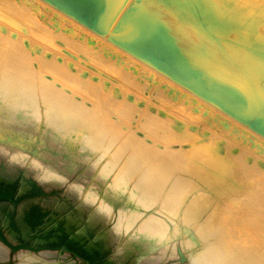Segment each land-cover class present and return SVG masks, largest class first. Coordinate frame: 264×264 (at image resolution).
Returning a JSON list of instances; mask_svg holds the SVG:
<instances>
[{"label":"bare ground","instance_id":"6f19581e","mask_svg":"<svg viewBox=\"0 0 264 264\" xmlns=\"http://www.w3.org/2000/svg\"><path fill=\"white\" fill-rule=\"evenodd\" d=\"M37 1L0 0V156L34 165L42 180L61 172L55 164L30 157L27 143L55 155L74 153L89 163L101 186L88 187L87 196L98 211L111 216L122 200L113 230L122 236L131 229L134 237L149 240L145 249L143 240L130 239L145 254L163 255L177 237L189 264H264V0H60L63 10L105 27L108 39L91 34L74 17L75 25L58 17L60 8ZM108 16L119 19L117 26L105 24ZM181 17L194 25H176ZM171 28L179 29L182 39L169 34ZM111 34L120 36L125 49L113 46ZM85 40L91 45L87 49L81 47ZM62 44L74 54H59ZM131 45L147 61L134 56ZM80 51L91 57L89 63H83ZM149 55L159 56L162 70L183 83L166 71L154 74L159 69L148 63ZM86 65L97 78L83 69ZM46 69L76 92L95 98L94 105L88 107L83 97L54 80L48 83ZM214 102L252 117L255 128L235 125ZM130 111L144 115L147 127L168 146L126 133L120 126L133 121ZM194 133L208 137L207 146L195 144L182 153L185 146L176 142H191ZM122 159L130 163L126 168L132 180L117 173ZM110 192L113 201L106 198ZM1 196L15 201L8 193ZM26 211L38 216L41 208L26 201L18 210L24 237L30 231ZM200 220L208 223L198 232L193 224ZM9 238L16 233L11 231ZM40 256L28 255L27 260ZM52 261L44 264H60Z\"/></svg>","mask_w":264,"mask_h":264},{"label":"rangeland","instance_id":"374dc122","mask_svg":"<svg viewBox=\"0 0 264 264\" xmlns=\"http://www.w3.org/2000/svg\"><path fill=\"white\" fill-rule=\"evenodd\" d=\"M45 1L44 0H40V1L38 0L37 2L38 3L41 2L46 7L47 6H50V7L53 6V8L52 7L51 8L54 9V7H55L54 10L60 8L61 10H59V11L56 10L58 12L55 11L57 13V14L55 13V15H57L58 17H63V19H68L67 21H69V22L71 21V23H74L71 20V19H73L72 17H74L75 19H73V20L79 21L80 23L84 24L88 28V30L90 29V31H92V33L90 32L91 34L96 32L100 35L102 34L101 36H104L106 38L108 37L107 36V30L105 27H102V28L97 27L96 25H94L93 22H90V21L87 22V21L83 20L82 18H80V17H83V15H79L77 13L71 12L68 9L63 10L59 4L62 1H60V0H57V1L45 0ZM47 2H49V3H47ZM60 11H62L61 14L59 13ZM66 16H69V18ZM110 18H111V16H108L105 19L106 20L105 24H108V25H110V24L115 25L116 24V26H117V24H118L117 20H119V19L121 20L122 15L118 17L119 19H115L114 17H112L111 20L109 21ZM191 18L193 19V17L190 16V19ZM190 19L188 17L185 20L182 19V17L176 18V20H175L176 25H180V24L184 23L185 25L192 27V25H194V21H191ZM74 25H75V23H74ZM84 31H85V29H84ZM168 32H169V34L173 35L175 38L182 39L181 35L179 34V29L171 28V31H168ZM111 35H109V36H111ZM84 38L85 37H83V39ZM109 39L111 40V43L114 42V44L112 43L113 46L121 48V49H125V45H123V43L121 42L120 36H113L112 35ZM176 43L178 44L179 42L176 41ZM81 45H83V46H81V47H83V49H87L86 45H90V44H89V42H86V40H85L83 43H81ZM119 45H120V47H119ZM62 46H63V44L58 47V49H60V50H57V52L59 51V54L61 52V54H63V56H65V58H66V56H68V53H70L69 51H71V53L74 54V52L72 50H70V47L68 45H65L63 47ZM121 46L124 48H122ZM130 52H132V54L134 56L138 57L139 59H142V61H147L137 52L136 48L132 47V45L130 46ZM92 53L94 55V52H91V55H92ZM78 54L80 55V59L85 64L88 62V60L91 59V57L89 55H86V53H84V52L82 53V51L78 52ZM123 54H125V53H123ZM85 59L87 61H85ZM147 59H148V63L150 65L157 68V70L159 69V71H158L159 73L153 72L154 74L160 75V74L164 73V71H166L167 76L176 80L174 73H172L168 70H162L164 67H163V63L161 62V59L159 56L153 55V57H150V55H149V58L147 57ZM164 64H166V62ZM72 67H73V65L70 64V69H74ZM88 68H89L88 65H86V68L84 66L83 69H88ZM88 70L92 74V70H90V68ZM88 70H86V71L88 72ZM86 71L85 72L83 71L84 72V74L82 73L83 76H85L87 74ZM43 73L48 78V80H47L48 83H51V81L54 80L56 82V84H58V85L60 84L61 86L63 85L67 90L69 89L70 91L77 93V96H79L80 98L83 97V103L86 104L88 107L94 105L95 98L85 96L84 94H80V93L76 92L75 89L69 83L64 82L60 79H56L50 71H47V69ZM46 74H48V75H46ZM93 76H92V78H95V77L97 78V75L94 74ZM92 78L89 80V82L96 83L94 81V79L92 80ZM176 81L183 83L182 79H180V78H178ZM172 91H175V90L172 89ZM131 102H133V101L131 100ZM138 102H140V101H138ZM139 104L142 105V103H139ZM214 104L218 108L221 107V109H223V111L224 110L227 111L228 112L227 118L232 120V122L235 125L241 124L240 126H242L243 128L245 127L246 130H249V129L253 130L255 128V124L253 123V121L251 119L252 117L248 116L247 118H244L242 116H239L236 112L229 110L222 103L214 102ZM143 111H144L143 113H146L145 110H143ZM129 116L133 119V121L129 120V122H127L126 124H122V126H120L121 128H123V130L126 133L127 132L134 133L136 136H138V138H142L143 136H145V138L147 137V139L153 140L150 143L153 146H156L157 143L159 146H162V148L163 147L165 148V146L166 147L168 146L165 142H163L162 140H158L156 138L154 133H157V132H154L150 127H147L148 125L145 124L147 122L146 121L147 119L144 115H141V114L138 115L135 112L130 111ZM234 116L236 118H234ZM239 119H240V121H239ZM243 124H244V126H243ZM247 126H249V127H247ZM124 127L125 128L127 127V128L125 129ZM199 130H201V129L199 128ZM210 132H212V131H210ZM222 134H224V133H222ZM225 134L227 135V133H225ZM194 135H193V138H191L192 140L196 139L194 141L191 140V142H189L190 140L189 141L188 140H179L176 142V144H180L181 146L182 145L185 146L182 150V153L184 151H187L188 148H190V147L195 148V146H192L195 144L198 147H200V146L206 147L207 146V141H208L207 138L208 137L205 138V136H203V138L202 137L200 138V136H198L197 134L194 133ZM202 141L204 143H202ZM28 144H29V146H28ZM30 144L31 143L25 144L26 145L25 150L30 157L35 155L39 161L42 160L41 163L42 162L43 163L48 162L47 164H50V166H54V164H55V166H54L55 170H58L62 174L59 173L57 175V177L54 176V179L52 176V177H44V180H42L43 177H41L42 179H39L40 178L39 174L36 172V169L33 167L34 165L32 166V164H31L29 166L28 162L27 163L23 162V161L18 162V160L7 161V160H5V158L0 156V172H3V175H4L2 177L0 176V194L8 193V196L15 200L14 202H11L9 200H6V197H2V196L0 197V206H1V208H0V211H1L0 212V226L2 228L1 231L9 239V241L11 243H13V244H25V245H29V246L31 245L37 249V252H31V251L26 250V249H20V250H17L15 252H11V254H10L9 249L0 242V254H2V253L4 254V258H2L0 260V264H19V263L20 264H22V263L23 264H29V263L30 264H41V263L44 264V262L50 261V260H53L54 262H59L60 264H61V262H62V264H64V263L67 264V262H68V264H93V263L103 264V263L107 262L108 260L111 261L110 264H118L119 261H120L119 264L120 263L121 264H133V263L134 264H137V263L138 264H189L190 263L189 257L181 245V240L177 237H175L176 239L175 238L173 239V237L170 239L169 244L165 246V253L160 256L157 254L158 252L157 253L152 252L149 255L147 253L145 254L144 253L145 249L152 243L149 240L144 241L141 237H137V238L134 237L133 236L134 232L131 229L129 230L128 234H126V235L123 234L122 236L121 235L118 236V234L116 232H114V230H113V224L116 221L118 209L122 205L121 202H123V201L121 200V201H118L117 203H115L114 210L112 211V214H113L112 216L109 214L106 215L104 212L98 211L95 208L97 206L96 202L92 201L91 199H89V196H87V194L89 193L88 187L89 188L91 186L100 187L101 181L99 180L98 177H96L94 175L96 173L93 172L94 170L90 167V164L89 163H88L89 165L86 164V162H83L81 159H79L80 160L79 161L77 159L78 157L74 156L75 155L74 153H70V154L66 153L64 155L65 152L64 153L61 152V154L57 153L55 155L54 153L52 154L47 149H46L47 151H44V148H43V150L42 149L40 150V147L36 148L33 144H32V146ZM38 149L40 150L39 153L41 152L42 154L38 153L36 155L35 151H37ZM115 149H116V147H115ZM43 151H44V153H43ZM57 155H58V157H57ZM63 156H65V158ZM39 157H41V158H39ZM74 157H76V159ZM58 158L59 159L61 158L62 161L57 160ZM63 159L65 162L63 161ZM68 159H71L72 163H70L71 160H68ZM73 159H75L76 161ZM68 161H69L70 165H69ZM73 162H75V163H73ZM66 164H68V165H66ZM128 164H130L129 161L122 159L119 162L117 173L118 174L120 173L121 176H125V177L130 178L132 180L133 178H131V176H130V171L128 168H126V165H128ZM67 166H69V169ZM72 166H73V168H72ZM64 167L65 168L67 167V168L65 169ZM87 175H89V176H87ZM91 175H92V178H91ZM93 175L95 177H93ZM58 177H60V178H58ZM85 183H87V186H85L86 185ZM67 185H68V187H67ZM78 185H79V187H78ZM76 186H77V189H76ZM85 187H86V189L83 190V188H85ZM87 190H88V192H87ZM83 192H84V195H83ZM86 192H87V194H86ZM85 194H86V196H85ZM107 194H109V195L111 194V196L108 195V196H106V198L107 197H108V199L111 198V201H113V199H114L112 196L113 193L110 192ZM73 196L75 197V200H74ZM85 197H86V199H85ZM26 201L29 202V206L30 205L32 207L33 206H39L41 208V211L38 214L37 218H35L34 214L28 213L30 211L25 212L28 215L27 216L25 215L24 219L27 221V222L26 221L25 222L29 224L30 231L24 237V236L20 235L19 226H18L17 221H16V216H17L16 214L18 213V210L23 207V203ZM49 201H53V204L49 205V203H47ZM88 202H90V203L88 204ZM71 220H72V222H71ZM88 220H89V222H88ZM207 223H204V221L202 222V220H200V221L196 222L195 224H193V228L195 230H197L198 232H199V230L203 231L206 229L205 225H207ZM138 224L134 223V225H136V227H138ZM11 231L16 233V238H14L13 240H11L9 238V234L11 233ZM51 236H53V237H51ZM132 237H134L135 240L137 239L136 241L142 242V240H143L144 245H142V247L145 249H143L142 247H141V249H139L138 244H136L134 242L131 243L130 239H132ZM73 239H75V240H73ZM76 239H78V240H76ZM209 242L210 241H205L204 245L209 244ZM129 244L133 245V246H131L132 249L129 247L130 246ZM58 248H61L63 250L62 251L58 250ZM130 250L131 251L133 250V251L131 252ZM140 251H141V253H140ZM181 252L183 253L185 258L181 257ZM9 254H10V256H9ZM28 255H31V256L42 255V256H40V258H37L38 260L37 259L27 260ZM143 255H145V256L147 255V256L145 257ZM151 259H154V260H151ZM114 260H115V262H114Z\"/></svg>","mask_w":264,"mask_h":264},{"label":"water","instance_id":"95a60500","mask_svg":"<svg viewBox=\"0 0 264 264\" xmlns=\"http://www.w3.org/2000/svg\"><path fill=\"white\" fill-rule=\"evenodd\" d=\"M0 241L3 242L4 244H6L10 250L12 252L18 250L19 248H30V249H35L32 246L29 245H25V244H11L10 242H8V240L6 239V237L4 236L3 232L0 229Z\"/></svg>","mask_w":264,"mask_h":264},{"label":"flooded vegetation","instance_id":"af4514ba","mask_svg":"<svg viewBox=\"0 0 264 264\" xmlns=\"http://www.w3.org/2000/svg\"><path fill=\"white\" fill-rule=\"evenodd\" d=\"M4 194H5V193H4ZM4 194H2V195H4ZM32 214H34L35 218H37V215L35 214V212H34V213H32Z\"/></svg>","mask_w":264,"mask_h":264},{"label":"crops","instance_id":"0c3cea01","mask_svg":"<svg viewBox=\"0 0 264 264\" xmlns=\"http://www.w3.org/2000/svg\"><path fill=\"white\" fill-rule=\"evenodd\" d=\"M1 260V259H0Z\"/></svg>","mask_w":264,"mask_h":264}]
</instances>
